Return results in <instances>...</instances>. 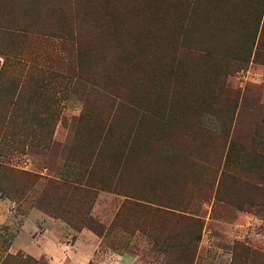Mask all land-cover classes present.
Here are the masks:
<instances>
[{
	"label": "rangeland",
	"instance_id": "1",
	"mask_svg": "<svg viewBox=\"0 0 264 264\" xmlns=\"http://www.w3.org/2000/svg\"><path fill=\"white\" fill-rule=\"evenodd\" d=\"M51 232L57 264H264V0H0V264Z\"/></svg>",
	"mask_w": 264,
	"mask_h": 264
},
{
	"label": "crops",
	"instance_id": "2",
	"mask_svg": "<svg viewBox=\"0 0 264 264\" xmlns=\"http://www.w3.org/2000/svg\"><path fill=\"white\" fill-rule=\"evenodd\" d=\"M54 232L48 234V236H40L41 240V249L35 248V252H41L47 256H51L55 264L60 260L61 257H64L65 260L70 259L76 255L75 250H78V247L68 244H61L57 240H54L52 237ZM37 251V252H36Z\"/></svg>",
	"mask_w": 264,
	"mask_h": 264
},
{
	"label": "trees",
	"instance_id": "3",
	"mask_svg": "<svg viewBox=\"0 0 264 264\" xmlns=\"http://www.w3.org/2000/svg\"><path fill=\"white\" fill-rule=\"evenodd\" d=\"M6 57V56H5ZM6 62V61H5Z\"/></svg>",
	"mask_w": 264,
	"mask_h": 264
}]
</instances>
